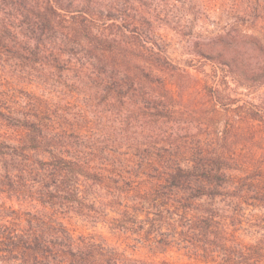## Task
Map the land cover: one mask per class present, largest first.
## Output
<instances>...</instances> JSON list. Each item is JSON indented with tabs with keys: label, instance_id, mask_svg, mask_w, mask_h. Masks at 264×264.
I'll list each match as a JSON object with an SVG mask.
<instances>
[{
	"label": "trees",
	"instance_id": "1",
	"mask_svg": "<svg viewBox=\"0 0 264 264\" xmlns=\"http://www.w3.org/2000/svg\"><path fill=\"white\" fill-rule=\"evenodd\" d=\"M6 6L2 42L50 36L62 10L31 0ZM87 12L62 26V46L86 45L99 66L91 64L90 78L103 92L122 99L129 83L132 121L119 132L111 123L73 125L40 119L48 110L35 105L29 119H0L9 201L0 206V254L11 264H264V17L247 11L251 26L220 36L215 55H200L210 71L197 77L154 47H142L130 65L120 35L96 30L98 10ZM107 65L132 74L99 71ZM185 119L238 121L202 141L183 133ZM235 137L259 151H230ZM73 220L88 227L72 229Z\"/></svg>",
	"mask_w": 264,
	"mask_h": 264
},
{
	"label": "rangeland",
	"instance_id": "2",
	"mask_svg": "<svg viewBox=\"0 0 264 264\" xmlns=\"http://www.w3.org/2000/svg\"><path fill=\"white\" fill-rule=\"evenodd\" d=\"M31 1L42 9L54 11L53 6L60 7L62 12L57 11L60 14L54 18L50 36L43 34L38 41L23 37L15 41H0V119H29L25 118L29 105H35L48 110L40 114V119H66L70 124L90 127H104L111 123L117 127V132L121 127H126L121 123L132 121L125 119L134 104V99L129 95L132 88L127 81L122 83V94L127 93L122 99L111 92H103V84L97 85L90 78V72L96 73L91 64L99 66L88 53L86 45L76 39L62 46L61 42L65 41V28L62 26L73 27V23L86 17L78 12L98 10L92 16L93 27L98 31L106 30L109 36L120 35L116 39L122 44L119 52H123L130 65L137 56H142V47H154L155 51L168 57L181 70L197 77H202V69L210 71L208 62H204L200 55H215L216 49L224 44L220 42V36L233 28L242 29L244 33L251 26L252 18H249L247 11H251L252 17L256 16L257 22L264 17V0H255L257 5L252 6L253 9L246 6V0H61V6H57L53 0ZM6 5L7 0H0V30H4V25L8 23ZM127 20H132L130 26ZM20 21L18 18L13 23L21 27ZM44 48L49 49L50 53L45 54ZM51 58H54V62L49 61ZM102 69L117 74L118 79L125 80L132 74L124 67L112 70L107 65L99 71L102 72ZM237 121L195 119L191 123L185 119L183 133L186 136L194 134L203 141L214 128L225 132L227 124L231 126ZM1 123L0 120V136L2 133L6 135ZM7 133L9 135L10 131ZM132 133L130 127L126 134L132 136ZM243 139L235 137L228 149L243 155L259 151ZM0 176L2 181L5 173L1 167ZM3 183L0 182V206L9 203ZM70 224L76 230L88 227L78 220ZM0 264L11 262L7 256L0 254Z\"/></svg>",
	"mask_w": 264,
	"mask_h": 264
}]
</instances>
